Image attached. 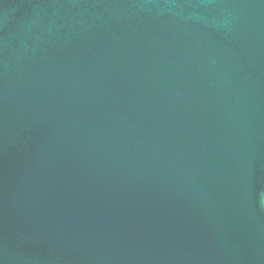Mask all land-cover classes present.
<instances>
[{"label": "water", "instance_id": "95a60500", "mask_svg": "<svg viewBox=\"0 0 264 264\" xmlns=\"http://www.w3.org/2000/svg\"><path fill=\"white\" fill-rule=\"evenodd\" d=\"M0 264H264V0H0Z\"/></svg>", "mask_w": 264, "mask_h": 264}]
</instances>
